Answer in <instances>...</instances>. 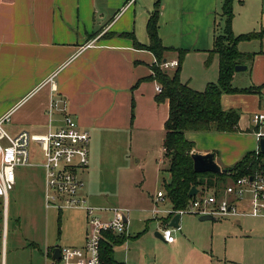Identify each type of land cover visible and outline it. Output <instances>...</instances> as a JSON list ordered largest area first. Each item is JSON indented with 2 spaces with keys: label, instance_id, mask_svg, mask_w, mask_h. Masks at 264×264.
I'll return each mask as SVG.
<instances>
[{
  "label": "crops",
  "instance_id": "0c3cea01",
  "mask_svg": "<svg viewBox=\"0 0 264 264\" xmlns=\"http://www.w3.org/2000/svg\"><path fill=\"white\" fill-rule=\"evenodd\" d=\"M223 1L160 0L157 32L161 45L187 51L179 79L195 91L201 92L209 83L217 81L219 58L209 51L214 37L223 33ZM153 6L154 0H0V120L8 117L5 125H9L13 117L18 121L29 120L32 126L45 128L46 133L62 125L63 112L60 109L65 108L90 137L88 166L78 172L81 182V177H85L89 183L88 193H84L83 183L81 196L90 207L111 208L96 198L90 180L94 168L114 159L112 154L119 148L120 137L133 140L135 131L143 134L147 154L159 155L158 163L167 164L163 160L162 144L168 101L158 103L156 84L144 81L150 77L151 67L158 63L151 52L133 45L134 41L142 46L149 44L146 24ZM219 8L223 27L218 34L215 26ZM232 13L234 36L259 34L256 39L237 44L238 52L245 55L246 61L241 64L247 70L234 72L232 86L256 90L251 94L222 95L221 109L239 112L235 132L185 133V138L194 144L192 153H212L221 168H230L246 153L257 151L260 137L264 136V125L257 126L252 122L255 114L264 113V0H234ZM172 60L178 61L177 52L164 53L162 62ZM235 79H239L238 85L233 84ZM51 103L58 107L51 109ZM212 189L218 192L215 188L204 189L205 194L212 193ZM44 190L43 175V205L46 210H54L45 207ZM201 191L197 195H205ZM164 199L163 194L162 201ZM6 200L0 199L4 204L3 225L6 224ZM238 209L246 211L247 201L239 202ZM64 210L79 212L76 217L82 224L73 232H77L78 237L71 238L70 245L58 247L80 248L88 232L86 213L77 208ZM64 210L55 211L60 217ZM126 211V234L108 233L120 240L112 243L113 259L117 248L129 242L134 245L145 233L129 234L130 211ZM159 212L152 211V215ZM171 213V218L176 215L171 210L167 216L161 217L160 230L169 227ZM101 215L108 218L103 211ZM229 218L238 221L259 219L250 228L238 224L237 232L229 237L239 241L241 248L257 239L264 247V216L240 215L222 219ZM177 231V238L173 236L174 241L170 244L155 233L159 240L153 250L147 251L143 261H133L129 256L130 244L125 245L128 256H125L124 263L114 261L120 264H194L192 254L201 250L205 252L184 227ZM52 247L45 249L46 264L49 262L48 250ZM156 248L163 249L166 256L158 258ZM231 253L227 247L225 264L235 260ZM245 255L250 264H258L256 258L251 262L253 253L245 250L242 251V261L246 260Z\"/></svg>",
  "mask_w": 264,
  "mask_h": 264
},
{
  "label": "rangeland",
  "instance_id": "374dc122",
  "mask_svg": "<svg viewBox=\"0 0 264 264\" xmlns=\"http://www.w3.org/2000/svg\"><path fill=\"white\" fill-rule=\"evenodd\" d=\"M220 13L219 8L215 26L218 34L223 27ZM150 77L151 79L144 81L154 82L160 86L154 79L153 71ZM238 82L239 79H235L233 84L238 85ZM30 123L29 120L18 121L13 117L11 123L5 125L4 129L11 136L23 131L44 133L45 128L34 127ZM120 138L119 148L112 154L114 159L106 160L105 164L94 168L90 182L100 202L110 205L111 208H126L130 211L128 232L131 236L145 232L134 245L129 242L117 248L114 259L124 263L125 256H128L125 245L130 244L129 256L133 261L134 259L143 261L147 251L153 250L156 241L159 240L155 233H158L162 227L159 224L161 217L167 216L171 211L168 200L156 201L158 192L165 193L163 183L169 182L167 164L158 163L159 155L154 157L147 154L143 134L135 131L132 135L133 140L125 136ZM158 147L160 148V144ZM29 152V162L32 166H20L15 169V184L8 192L5 205V225L2 219L4 204L0 201V264L2 261L3 264H46L44 258L46 247L70 245L68 243L70 239L78 237L77 232L76 234L73 232L82 224L76 217L80 214L77 211L64 210L59 217L55 210L44 208L42 153L34 143L30 144ZM79 176L81 177V173ZM81 178L84 183V193H88L89 183L85 177ZM227 183L230 181L226 180ZM203 191L205 194L206 190H202L201 193ZM155 209L160 212L152 215ZM199 217L183 215L178 222L179 228L184 227L188 235L199 243L205 252L201 250L198 251L199 253L192 254L194 264H204L202 261H205V264H225L227 247H230L231 255L235 259L230 264H250L246 255V260L242 261L243 250L253 253L251 262L255 258L258 264L264 262V247L259 239L241 248L239 241L229 237L237 232L238 224L244 228H250L259 219L243 218L238 221L233 218H218L217 222H212L200 221ZM170 229L174 230L173 236L177 238L179 234L177 229L173 227ZM155 254L158 258L166 256V252L161 248H156ZM179 255H181L180 252Z\"/></svg>",
  "mask_w": 264,
  "mask_h": 264
},
{
  "label": "built area",
  "instance_id": "2783aa9c",
  "mask_svg": "<svg viewBox=\"0 0 264 264\" xmlns=\"http://www.w3.org/2000/svg\"><path fill=\"white\" fill-rule=\"evenodd\" d=\"M157 66L161 70H171L178 67V61H164ZM51 81V80H50ZM158 94L161 86L155 85ZM51 103L50 108H57ZM63 123L55 130L49 129L44 134L20 132L14 136L4 129L8 117L0 120V198L6 200L15 184V169L20 166H31L29 146L34 143L42 153L41 164L44 175V202L47 209L61 211L64 209H82L85 211L88 223V232L84 245L80 248L58 247V258H54L56 247L48 250V264H103L100 248L105 234H126V209L122 208H94L87 205L81 196L83 183L78 172L88 166V132L81 130L75 119L65 108ZM253 124L264 125V113L252 117ZM261 134H259L260 137ZM261 137H264L261 135ZM260 137V138H261ZM260 152L258 149L255 155ZM213 191V189H212ZM163 198L162 192L156 194V201ZM246 200L247 209L241 212L239 202ZM107 213L104 218L101 212ZM157 212V210H153ZM179 216L189 214L197 216H211L225 218L230 216H264V170L258 171L253 177H242L230 182L222 192H212L205 195H196L185 208L177 210ZM173 229L165 226L160 231V238L165 243L174 241ZM3 264V261H2Z\"/></svg>",
  "mask_w": 264,
  "mask_h": 264
},
{
  "label": "trees",
  "instance_id": "16d2710c",
  "mask_svg": "<svg viewBox=\"0 0 264 264\" xmlns=\"http://www.w3.org/2000/svg\"><path fill=\"white\" fill-rule=\"evenodd\" d=\"M233 1H223V33L214 37L212 49L209 51L211 54H217L219 58L217 81L209 83L201 92L192 90L187 84L180 82V67L187 51L161 45L157 32L160 0H154L153 10L146 24L149 44L142 46L136 41L133 42L135 48L151 52L158 64L163 61L166 52L174 51L178 56V67L173 72L161 70L156 65L151 67L155 74L154 79L161 86V92L155 99L158 103L168 101V117L164 124L162 148L163 160L167 163L169 182H164L163 186L165 198L173 212L186 207L192 199L188 196L191 188L199 192L215 188L218 192H222L229 184H226V180L233 182L238 178L253 177L256 172L264 170V154L259 152L255 155V152H248L233 166L225 168L226 174L197 173L193 170L191 159L194 144L185 138L186 132H235L240 117L239 112L223 111L220 105L221 97L226 94H251L256 90L255 88L237 89L232 86L234 68L241 64L245 57L238 52L237 44L259 37L256 33L233 35L231 31ZM238 1L242 2V0ZM149 79L151 77L145 80ZM131 119H133L132 114ZM220 183L222 185H218ZM172 215V213L169 214V218ZM119 241L117 237L108 234L106 240L101 242L100 256L103 264H120L114 261L112 250V243L116 244Z\"/></svg>",
  "mask_w": 264,
  "mask_h": 264
},
{
  "label": "water",
  "instance_id": "95a60500",
  "mask_svg": "<svg viewBox=\"0 0 264 264\" xmlns=\"http://www.w3.org/2000/svg\"><path fill=\"white\" fill-rule=\"evenodd\" d=\"M247 70V67L242 64H238L235 66L234 71L235 72H245ZM259 150L261 153L264 154V137H261L259 140ZM191 159L193 163V170L197 173H211V174H226L227 170L225 168H221L214 160V155L212 153L207 154H199V153H192ZM198 193V190L195 188H191L188 196L189 197H195ZM179 218L180 216L176 214L174 217L171 218V220L168 223L169 227H173L175 229H179ZM200 221H215V217L211 216H201L199 218ZM156 236L160 238V234L157 233ZM55 254L53 255L54 258H58V249L57 246H55Z\"/></svg>",
  "mask_w": 264,
  "mask_h": 264
}]
</instances>
